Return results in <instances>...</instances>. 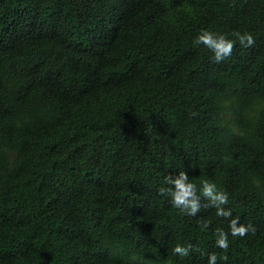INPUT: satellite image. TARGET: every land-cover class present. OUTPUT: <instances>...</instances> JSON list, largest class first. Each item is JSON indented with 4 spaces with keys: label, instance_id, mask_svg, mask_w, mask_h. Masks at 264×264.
Masks as SVG:
<instances>
[{
    "label": "trees",
    "instance_id": "obj_1",
    "mask_svg": "<svg viewBox=\"0 0 264 264\" xmlns=\"http://www.w3.org/2000/svg\"><path fill=\"white\" fill-rule=\"evenodd\" d=\"M205 29L236 42L230 57L195 44ZM181 171L227 192L255 235L160 196ZM209 253L264 264V0H0V264Z\"/></svg>",
    "mask_w": 264,
    "mask_h": 264
},
{
    "label": "clouds",
    "instance_id": "obj_2",
    "mask_svg": "<svg viewBox=\"0 0 264 264\" xmlns=\"http://www.w3.org/2000/svg\"><path fill=\"white\" fill-rule=\"evenodd\" d=\"M236 40L243 48L251 47L255 44V39L251 33L235 32ZM196 45H203L205 48L210 49L214 53V59L216 63H220L231 56L236 42L228 39L224 34L214 33L210 30H202L195 39ZM165 184L172 187H161L158 189V193L162 197H170L171 204L174 208L178 209L181 213L189 216H197L202 208H215L216 215L228 219V226L231 236L233 237H245L249 232L255 235L257 229L254 225H244L239 223V218H231V209L223 207L229 203L228 193L217 188V186L204 180L201 182L202 186L198 189L197 185L190 182L188 175L185 171L179 172L175 177L169 175L165 177ZM202 198L207 203H202ZM210 227L208 222H202L200 224L201 231H206ZM213 235L216 237L215 244L220 249L227 251L229 248V232L223 229H216ZM193 245L187 246L177 244L173 248V254L180 257H188L191 252L195 251ZM223 259H227L226 256ZM217 254H208V264H216Z\"/></svg>",
    "mask_w": 264,
    "mask_h": 264
}]
</instances>
